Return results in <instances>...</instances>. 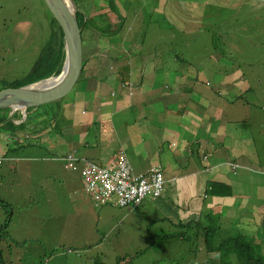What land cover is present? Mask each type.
I'll return each instance as SVG.
<instances>
[{
  "label": "rangeland",
  "instance_id": "obj_1",
  "mask_svg": "<svg viewBox=\"0 0 264 264\" xmlns=\"http://www.w3.org/2000/svg\"><path fill=\"white\" fill-rule=\"evenodd\" d=\"M73 1L84 19L93 18L97 26L103 18L111 22L112 17V33L94 31L88 22L82 32L87 65L74 89L56 102L31 109L27 120L23 116L21 121H13L15 126L0 127V251L4 260L0 264H219L221 251L212 244L208 248L205 242L206 234L214 227L211 222L193 219L179 226L155 220L156 216L159 218L155 209L143 212L138 211L140 207L99 206L87 193L80 169L66 168L65 155L76 150L77 157L86 156L85 151L90 150L104 157L109 151H119L114 128L107 131L100 126L103 108L94 105L98 89L108 106L110 101L117 102L119 109L111 106L109 111L114 124L122 129L141 116L163 120L166 115L162 98L156 93L138 92L140 85L142 91L147 89L148 77L157 82L155 86L161 88L162 97L169 98L171 110H176L177 103L183 109L187 101L195 105L204 91L213 94L222 88L230 89L234 83L231 72L238 68L231 59L243 55L250 60L244 69L251 76L248 80L254 84L252 90L264 95V5L243 0ZM113 3L119 12L113 10ZM49 9L45 0H0V88L24 78L41 56L52 32ZM103 12L111 17L99 15ZM120 51L124 54L116 66L112 60L110 69L100 70L106 66L107 54L118 55ZM155 63L160 67L152 71ZM137 72L145 81L136 80L132 94L123 95L120 84L130 76L133 79ZM201 74L206 78H200ZM173 77L183 81L185 87L195 82L193 88L182 93ZM113 90L115 94L111 93ZM177 90L178 95L173 94ZM84 93L89 98H84ZM124 103L127 108L120 109ZM83 109L86 113H82ZM10 111L4 109L7 115ZM257 113L256 110L252 118L263 125L264 116L260 121ZM220 115H224V110ZM6 121L7 118L0 126ZM88 123L92 126L87 127ZM85 129L91 132L88 147L82 135ZM259 131L262 132L253 131L258 142L264 138V128ZM20 140L28 145L17 146ZM169 141L172 143L174 138L169 137ZM238 148H233L235 154ZM220 149L230 152L225 143ZM256 152L258 157L263 155L264 144ZM111 157L110 154L108 158ZM232 162L231 170L235 171L239 164L234 160L229 164ZM195 168L189 162V169ZM162 170L164 175L168 172ZM165 184L166 190H171L168 180ZM257 190L263 195L261 189ZM248 195L247 200H252V195ZM259 199L254 197L253 201L260 205ZM2 200L9 202L10 208ZM251 224L239 226L254 230ZM263 228L264 222L256 235L261 251ZM222 235L219 228L211 233L214 245ZM194 251H198L196 258ZM250 256L258 264L252 249Z\"/></svg>",
  "mask_w": 264,
  "mask_h": 264
},
{
  "label": "crops",
  "instance_id": "obj_2",
  "mask_svg": "<svg viewBox=\"0 0 264 264\" xmlns=\"http://www.w3.org/2000/svg\"><path fill=\"white\" fill-rule=\"evenodd\" d=\"M213 5L216 6L218 3ZM202 6H206L205 3L202 2ZM123 54L124 51H120L118 55L107 54L104 59L106 66L110 68V64L113 63L112 60H114V63L119 62L120 56ZM249 61L243 55L231 59V62H237L236 66L238 68L231 72L234 83L230 87L231 95L227 98L226 105L221 104V97H218L216 93L210 94L207 91H204L195 103V105L200 103L207 106L211 111L203 110V112H214L217 116L220 115V111L224 110L223 119L220 120L216 128L220 131L209 134V137L214 136L215 140H205L203 135L199 137L198 133L201 132V129L198 124L205 123L201 116L198 118L196 116L191 117L189 110L187 108L181 109L183 106L178 103L176 110H171L169 98L167 96L162 97L161 88H157L155 86L157 82L150 77L146 80V83L149 82L147 89L142 91L140 85L138 92L143 95L156 93L162 98L166 115L163 120L160 118L147 119L141 116L127 122L122 129L118 123L114 124L109 111L111 106L119 109L117 102L110 101L111 105L108 106L102 101L100 90H97L99 97L94 101V105H102L103 108L102 115L99 116L100 126L107 131L111 127L114 128L115 133L118 135L116 141L119 146L126 149L134 170L145 172L153 165H158L161 169H168L165 179L169 181L172 187L171 190H166L165 184L163 194L158 198L145 200L143 205L137 206L140 207L138 211H154L155 209L156 214L159 216V218L156 216L155 220L172 222L179 226H181V223L187 224L193 219L208 220L214 226V228L212 227L213 230L220 227L223 229L225 227L229 229L238 228L242 233H245L246 230L251 234V240L258 242L256 235L260 231V224L264 222V154L258 157L256 151L264 144V138L258 142L253 131L256 129L258 132H262L259 129L264 128V124L260 125L258 120H254L252 116L256 114L257 110L260 121H263L264 95L255 94L252 90L254 84L251 80H248L251 76L244 69ZM159 67L160 65L155 63L152 71H157ZM132 76L133 79L130 76L127 82L135 90L134 82L136 83V80L144 82L145 79L138 72ZM206 76L201 74L200 78H206ZM172 81L176 85L179 84L182 90L178 89L182 93H186L195 83L191 82L185 87L183 81L178 82L176 77H173ZM248 81L251 83H248ZM244 83L246 87H243ZM121 84L119 90L123 95H126V91L121 88ZM179 90L173 94L178 95ZM246 94L248 95L245 96ZM252 94H254L253 98ZM83 97L89 98V95L84 93ZM130 100L131 98H129L128 104ZM84 102L90 104V102ZM189 102L192 101H187V106L190 105ZM222 106H226V108L223 109ZM120 107V109H126L127 105L124 103ZM176 115L177 117H175ZM190 124H192L191 127ZM232 124L236 126L235 131L231 126ZM86 126L91 127L92 124L88 123ZM190 128H196V130L194 129L196 133H192ZM223 129L234 131V133L224 135ZM169 132H173V135L169 136ZM90 134L91 132H86V129L82 132L84 137H88ZM169 137L174 138L172 143L169 141ZM175 142H177L176 146L173 145ZM23 143L27 144V141H23ZM224 143L227 144L230 152H223L220 149L221 144ZM86 145L90 146L91 144L88 142ZM236 145L239 146L237 154L233 151ZM244 151H247V154ZM85 152L89 153L88 150ZM111 153L109 151L107 155L101 157V160H106ZM206 155H208V158L205 157ZM233 160L239 164L235 171L231 170L234 162L229 164ZM189 162L194 163L197 168L190 170ZM257 189H261L263 195H260ZM248 193L252 195V200H247L249 199ZM254 197L260 198L259 200H262V203L260 205L256 204L253 201ZM205 198L209 200H205ZM96 203L99 206H107L106 203ZM122 221L124 220L122 219ZM240 224H251L255 229H245L239 226ZM221 228L220 230H223ZM262 235H264V228L261 232Z\"/></svg>",
  "mask_w": 264,
  "mask_h": 264
},
{
  "label": "trees",
  "instance_id": "obj_3",
  "mask_svg": "<svg viewBox=\"0 0 264 264\" xmlns=\"http://www.w3.org/2000/svg\"><path fill=\"white\" fill-rule=\"evenodd\" d=\"M112 1L116 3L115 0H112ZM159 1L160 0H158V2ZM243 1H245V0H243ZM115 3H113L111 7L113 8V10L115 12H119L116 8ZM162 7L164 8V5ZM49 11H50L51 16H52V32L50 35V39L46 42V44L42 48L41 56L36 61L32 70L24 78L22 77L20 79H17L15 81L11 82V83L7 82L0 88V90L3 88H6V87H20V86H23L25 84L47 78L51 75H58L61 72V70L64 66L65 57H66L65 36H64L63 28H62L59 20L51 12L50 9H49ZM104 14L105 13H103L101 15H104ZM77 16H78V20H79V23L81 26H84V24H87L91 20V18L84 19V15L80 11L77 13ZM119 16L121 18H123V15H119ZM124 22H125V19H124ZM107 25H109V23H107L106 20L103 18L100 25L95 26V31H97V29H98L99 32H103V33H109L110 32V33H112L110 31V28H108ZM234 63L237 64V62H234ZM86 65H87V62H85V60H84V65H83L81 75L83 74ZM81 75H80V78H81ZM191 88H193V87H191ZM195 92H197V91H195ZM214 93H216L218 95V97H221L220 98L221 104L226 105L227 98L231 95V89L229 90V87L222 88V90L219 89V90L215 91ZM82 96H83V94H82ZM189 104H190V105H188L189 107L186 106L187 110H190V111L195 113V114L191 115L189 112L191 117H194L196 115L199 117L201 116L205 122L204 124H198L199 125L198 127H200V129H201V132L198 133L199 137L203 135L205 140L206 139L215 140V137L214 136L209 137V134L214 132V131H217L216 128H217L220 120L223 119V117L221 118V116H219V115L217 116L214 112L213 113L203 112V110L207 111V112H211V111L209 110V108L207 106L201 105L200 103H197L195 106H192L191 102H189ZM227 107H229V105H227ZM221 108L225 109L226 106H222ZM4 109H7L9 111L11 110V111L7 115L4 113ZM31 109H33V108H29L28 112ZM17 111L20 114H16L15 112H17ZM22 117H23V114H21L20 110H13L11 108H0V123L3 122L4 120H6V118H9L0 127L3 128V126H6V125L15 126L13 121H16V120L20 121ZM28 118H29V115L27 116V118H25V120H27ZM56 118H57V115H54L53 119L58 123ZM31 121H28L27 126H26L27 128L25 127V131H27V133H28V130H26V129H28V126H29L28 124H30ZM191 126H192V124H190V127ZM235 128H234V131H235ZM190 130L192 133H194V134L196 133V131L194 129L190 128ZM223 130H224V135L234 133V131H231V130L230 131H225L226 129H223ZM89 136L90 135H88V137ZM88 137L85 136L83 138V140L85 138L88 139ZM13 138H17V135L16 136L13 135ZM87 139L84 141L85 143H88ZM16 145L17 146H24L27 144H24L20 140V142H17ZM85 147H88V146L85 144ZM88 151H89V153L88 152L87 153H88L89 157L82 156L84 158V163L87 161L98 162V163L103 162L99 155H97L93 151H90V150H88ZM91 155L97 156V157H92ZM2 201L5 205H7L10 208L9 202L4 201V200H2ZM125 207H127V206H125ZM221 229H223V228H221ZM213 231H215V230L211 229L206 234L205 241H206V244L208 246L211 247V244H212L215 249L221 251L222 257H220L219 264H257V263H254L250 260L253 258V257L251 258V256H250L251 249L253 252L256 253V256H254V257L257 259L256 261L258 262V264H264V249L261 251L259 242H255V241L251 240L252 236L246 230H245V233H246L245 234V233H242L241 231H239L238 228L237 229H234V228L229 229L228 227H225V229L221 230V231H223V235L220 238V242L216 245H214V242H212V240H214V237L211 236V233ZM168 238H170V235L168 236ZM201 251H202V249L199 252H201ZM197 252L198 251H194V257L195 258L197 257ZM1 260H3V256H2V252L0 251V261ZM120 261H121L120 258H118L117 263H119ZM197 264H205V262L197 261Z\"/></svg>",
  "mask_w": 264,
  "mask_h": 264
},
{
  "label": "water",
  "instance_id": "obj_4",
  "mask_svg": "<svg viewBox=\"0 0 264 264\" xmlns=\"http://www.w3.org/2000/svg\"><path fill=\"white\" fill-rule=\"evenodd\" d=\"M59 20L64 36L66 57L58 75L0 90V108L22 110L24 119L29 108L40 107L66 97L78 82L83 68L82 27L73 0H45ZM264 5V0H245ZM46 83V84H45Z\"/></svg>",
  "mask_w": 264,
  "mask_h": 264
},
{
  "label": "built area",
  "instance_id": "obj_5",
  "mask_svg": "<svg viewBox=\"0 0 264 264\" xmlns=\"http://www.w3.org/2000/svg\"><path fill=\"white\" fill-rule=\"evenodd\" d=\"M83 169L87 193L95 202L103 204L114 199L120 206L140 205L147 198L159 197L165 187L161 169L153 167L146 173H133L122 155L111 157L104 164L87 163Z\"/></svg>",
  "mask_w": 264,
  "mask_h": 264
},
{
  "label": "clouds",
  "instance_id": "obj_6",
  "mask_svg": "<svg viewBox=\"0 0 264 264\" xmlns=\"http://www.w3.org/2000/svg\"><path fill=\"white\" fill-rule=\"evenodd\" d=\"M76 5V4H75ZM91 9H92V7H91V5H89L88 4V10H89V12L91 13ZM79 12V9H78V7L76 6V14ZM103 13H105L103 16L104 17H106V15H108L109 17H111L110 15H109V13L108 12H103ZM103 13H101V14H103ZM101 14H99V15H101ZM77 18H78V16H77ZM89 18V17H88ZM93 18H91V20L89 21L90 22V28H92L94 31H95V26L97 25V21L95 20H92ZM79 21V20H78ZM94 22H95V24H94ZM107 23H109V25H107L108 26V28H110V31H111V29H112V26H113V24H114V22H112V17H111V22L110 21H106ZM116 23V22H115ZM80 24V23H79ZM86 24H84V26H85ZM81 26V25H80ZM84 26H81L82 27V32H83V28H84ZM97 31H99L98 29H97ZM82 41H83V33H82ZM122 47H124L125 48V45H123ZM116 52H113V54H115ZM97 57H99V55L97 56ZM83 59H84V53H83ZM90 64V63H89ZM83 65H84V61H83ZM83 69V68H82ZM108 69V67L107 66H103V67H100V70H107ZM110 69V68H109ZM116 70H117V68L115 69V70H111L113 73L112 74H114L115 72H116ZM127 85L128 86H130V88H127ZM121 88L122 89H125V91H126V94H132V90L134 89V88H132L131 87V85L127 82V81H124V82H122V84H121ZM112 94H115L116 93V91H112L111 92ZM82 113H86V111H85V109H83L82 110ZM24 116V115H23ZM27 116H28V113H27V115H26V117L25 118H27ZM9 118H7V120H8ZM16 121H18V120H16ZM22 142H23V140H21ZM31 142H29V144H30ZM173 145H177V142H175V143H173ZM119 151L118 152H116V153H111V155H112V157H115V158H118V157H120L121 155L122 156H124L125 157V159H126V161H127V163L131 166V168H132V171H133V173H141V172H136L135 170H134V168L132 167V165H131V163H130V161H129V157H128V155H127V151H126V149L123 147V146H119ZM76 152L77 151H74V152H72V153H68L67 155H65V159H66V163H65V166H66V168H68V169H73V170H78V169H80V176H81V178H82V181H83V177H84V175H83V171H84V167H85V165L87 164V163H91L92 161H87V162H85L84 163V158L82 157V156H79V157H77L76 156ZM208 156V155H207ZM206 158H208V157H206ZM108 159H110V158H107L106 160H103V162L102 163H100V164H104V163H106L107 161H108ZM0 163H1V160H0ZM94 163H98V162H94ZM80 165V166H79ZM153 167H158L159 169H161V167L160 166H158V165H153V166H151L148 170H146L145 172H143V173H146V172H148V171H150V169L151 168H153ZM162 170V169H161ZM162 172H163V170H162ZM165 176V175H164ZM166 180V179H165ZM166 182V181H165ZM83 184H84V182H83ZM85 187V186H84ZM165 188V187H164ZM163 191H164V189H163ZM163 194V193H162ZM161 194V195H162ZM160 195V196H161ZM159 196V197H160ZM158 198V197H157ZM147 199H149V198H147ZM147 199H145V200H147ZM151 199H153V198H151ZM113 201H108V202H106V204L108 205V204H115V205H117V206H119V207H123V208H134V207H137V206H140V205H143L144 203H145V201L142 203V204H140V205H132V206H127V207H125V206H120V205H118L116 202H115V200L114 199H112ZM206 242V241H205ZM208 246V245H207ZM208 248H211L210 246H208ZM255 258V257H254Z\"/></svg>",
  "mask_w": 264,
  "mask_h": 264
},
{
  "label": "bare ground",
  "instance_id": "obj_7",
  "mask_svg": "<svg viewBox=\"0 0 264 264\" xmlns=\"http://www.w3.org/2000/svg\"><path fill=\"white\" fill-rule=\"evenodd\" d=\"M46 84V83H45Z\"/></svg>",
  "mask_w": 264,
  "mask_h": 264
},
{
  "label": "flooded vegetation",
  "instance_id": "obj_8",
  "mask_svg": "<svg viewBox=\"0 0 264 264\" xmlns=\"http://www.w3.org/2000/svg\"><path fill=\"white\" fill-rule=\"evenodd\" d=\"M21 121V120H20Z\"/></svg>",
  "mask_w": 264,
  "mask_h": 264
}]
</instances>
